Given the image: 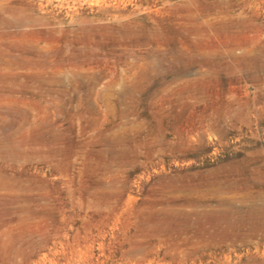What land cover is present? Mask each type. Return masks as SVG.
I'll return each mask as SVG.
<instances>
[{
    "label": "rangeland",
    "instance_id": "374dc122",
    "mask_svg": "<svg viewBox=\"0 0 264 264\" xmlns=\"http://www.w3.org/2000/svg\"><path fill=\"white\" fill-rule=\"evenodd\" d=\"M263 218L264 0H0V264H264Z\"/></svg>",
    "mask_w": 264,
    "mask_h": 264
},
{
    "label": "bare ground",
    "instance_id": "6f19581e",
    "mask_svg": "<svg viewBox=\"0 0 264 264\" xmlns=\"http://www.w3.org/2000/svg\"><path fill=\"white\" fill-rule=\"evenodd\" d=\"M8 19V18H7ZM10 19V18H9ZM7 20L8 22H10L11 20ZM6 20H5V22H7ZM223 181V180H222ZM198 186V185H197ZM196 186V187H197ZM205 186H208V185H205ZM223 186V185H222ZM198 188L200 189V187L198 186ZM208 188V187H207ZM235 188V187H234ZM219 189H221V188H219ZM223 190H224V188H222ZM201 190V193L203 192L202 191V189H200ZM218 190V189H217ZM220 191V190H219ZM222 191V190H221ZM220 191V192H221ZM226 191H227V189H226ZM191 192H193V191H191ZM225 192V191H224ZM180 193V192H179ZM184 193V192H183ZM181 194V193H180ZM187 196V195H186ZM191 197H193V196H191ZM193 198H196V196L195 197H193ZM199 199V198H198ZM201 199V198H200ZM192 201V200H191ZM182 205V204H181ZM180 205V206H181ZM187 205V204H186ZM221 207V206H220ZM228 208V207H227ZM260 208V207H259ZM220 209V208H219ZM226 209V208H225ZM253 209V208H252ZM184 210V209H183ZM216 210H218V209H216ZM228 210V209H227ZM227 210H226V212H227ZM250 210V209H249ZM204 211V210H203ZM207 211V210H206ZM219 211V210H218ZM217 211V212H218ZM222 211V210H221ZM216 212V211H215ZM216 212V213H217ZM220 212V211H219ZM223 212V211H222ZM229 212V211H228ZM174 213H175V211H174ZM206 213V212H205ZM209 214H210V211L208 212ZM221 213V212H220ZM224 213V212H223ZM182 214V213H181ZM204 214V213H203ZM203 214H202V216H203ZM211 214H213V213H211ZM210 214V215H211ZM218 214V213H217ZM172 215H173V213H172ZM178 216V215H177ZM160 217V216H159ZM159 217H158V221H159ZM204 217H206V216H204ZM207 217H209V215L207 216ZM231 217V216H230ZM236 217V216H235ZM211 218H214V220H215V222L217 223V227H218V231L221 233V234H226V233H229L230 231H232V230H234V228H236V226L238 225V222H239V220H238V218H235V219H233V220H231L230 218H228L225 214H222V215H220V216H211ZM210 218V219H211ZM201 219H202V217H201ZM258 219V218H257ZM264 219V218H263ZM170 220H171V218H170ZM169 220V221H170ZM178 220V219H177ZM207 220V219H206ZM256 220V219H255ZM254 219H253V221H255ZM259 220V219H258ZM168 221V220H167ZM168 221V222H169ZM212 221V220H211ZM150 222V221H149ZM203 222H204V220H203ZM211 223V222H210ZM253 223V222H252ZM204 224V223H203ZM212 224V223H211ZM254 224H255V222H254ZM160 226V225H159ZM168 226V225H167ZM173 226V225H172ZM251 226H252V224H251ZM144 227V226H143ZM153 227V226H152ZM162 227H165V226H163L162 225ZM170 228V227H169ZM169 228L167 227V228H165V229H168L169 230ZM173 228V227H172ZM147 229H148V227H147ZM149 229H150V227H149ZM156 229H157V227H156ZM160 228H158V230H159ZM181 229V228H180ZM179 229V230H180ZM155 230V229H154ZM177 230V229H176ZM167 231V230H166ZM172 231V230H171ZM250 231V230H249ZM155 232H153V234H154ZM178 233V232H177ZM231 233V232H230ZM247 233V232H246ZM150 234H152V233H150ZM156 234V233H155ZM212 234V233H211ZM220 234V235H221ZM232 234V233H231ZM219 235V233L217 232V236ZM206 236V235H205ZM210 237V236H209ZM222 237H224V236H222ZM194 238V237H193ZM221 238V237H220ZM225 238V237H224ZM237 239V238H236ZM250 241V240H249ZM197 242H199V241H197ZM252 242V241H251ZM228 243V242H227ZM243 244V243H242ZM200 245V244H199ZM192 246H195V245H192Z\"/></svg>",
    "mask_w": 264,
    "mask_h": 264
}]
</instances>
